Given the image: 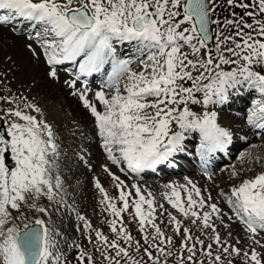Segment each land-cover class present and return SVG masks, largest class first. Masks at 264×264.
<instances>
[{"label":"snow or ice","instance_id":"6c2138e0","mask_svg":"<svg viewBox=\"0 0 264 264\" xmlns=\"http://www.w3.org/2000/svg\"><path fill=\"white\" fill-rule=\"evenodd\" d=\"M225 7L230 15H223ZM15 22L34 29L28 38L43 48L50 77L57 78L56 65L76 66L74 79L66 83L90 110L107 160L121 171L122 165L136 174L155 171L187 152L190 134L199 136L197 155L204 166L215 154L230 152L233 134L221 125L219 114L244 90L258 97L248 109L247 123L264 129V0H0V26ZM93 76L103 81L94 93L100 107L87 96L88 78ZM82 78L80 90L77 82ZM0 101L9 105L0 111L13 118L0 134V264H72L62 247L64 234L52 221L63 208L83 222L76 230L87 234L94 249L69 245L78 249L76 264H98L96 253L102 258L99 264H172L177 236L180 254L174 264H235L227 257L264 264V252L256 250L264 249V173L243 180L227 195L219 193L245 226L250 251H243L223 239L215 224L219 220L228 228L225 217H233L222 213L217 203H208L211 193L203 195L192 180L165 185L163 196L208 236L207 244L194 235L193 227L157 204L151 192L145 195L132 185L135 198L130 202L133 193L105 166L103 171L119 189L113 198L95 182L101 202L115 217L109 222L115 238L109 239L69 204L71 193L61 178L66 154L50 124L24 110L42 115L41 109L32 103L23 108L17 103L13 109V100L6 96ZM8 155L14 162L11 168ZM79 160L87 163L83 155ZM44 198L51 208L40 206ZM29 210L48 221L29 220ZM126 212L138 222L143 243L124 226ZM165 213V227L172 225L173 235L161 227L163 219L157 223L158 215ZM236 243H241L239 238Z\"/></svg>","mask_w":264,"mask_h":264},{"label":"rangeland","instance_id":"374dc122","mask_svg":"<svg viewBox=\"0 0 264 264\" xmlns=\"http://www.w3.org/2000/svg\"><path fill=\"white\" fill-rule=\"evenodd\" d=\"M225 12L226 11L224 10L223 15H230V10L227 11L228 13ZM15 29L16 28L10 26L6 28V30H4L3 27L1 28L0 26V96H6L9 99H12L13 104L10 107H12L13 109H15L17 103L20 104L21 108L24 107L25 103H32L41 109L42 115L32 112L31 109L25 108L24 110L29 114L37 115L38 119H44L50 124L56 134L57 142L60 144L62 152L66 154L62 158L63 163L61 178L65 181L68 192L71 193V196L67 197L69 204H71L72 208L76 209L80 213V215L85 216V218L92 224L94 230H99L105 236L109 237V239H113L115 238V236L110 230L109 222L115 219V217L111 216L106 210V206L101 202L103 199L102 194L95 187L96 180H99L110 197H118L119 189L116 188L117 181H114L112 178H110L108 173L103 171L105 162L110 163L111 165L113 164L111 163V161L107 160L106 154L104 152L105 162L103 164L100 163L101 168L98 170V172L92 171L96 162L92 157L98 153L97 150L92 147L94 139L92 138L91 133H96L94 124L92 125V131L89 130L88 124L85 123L82 119L83 116L85 117L82 112H80L78 116H75L76 118H71V116L68 115V112H66L61 103V101H63L64 97H66L67 95L71 96L72 98L74 97V99L76 101H79V103H82V101L79 99L78 95L73 94L74 90L68 86V84L66 83L67 81H65L64 83L67 93H65L64 97L62 98L59 95L61 100H56L55 98L52 99V97L48 98V91L51 90V88L48 87L49 85L44 84L47 75L42 71V69H45V65L39 60V53H37V51L32 47L30 43L26 42L23 38L22 41L18 40L21 38V36L23 37V35H12V33L9 32L11 30L15 32ZM28 31H30V28H26V30H24V35H26ZM33 32L34 31H32L31 33ZM31 40L35 41L36 44L38 43L35 39ZM28 45H31V48L35 50V54L32 50L29 49ZM38 48L43 51V48L39 43ZM43 66L44 68H42ZM56 67L57 72L60 71L63 73L60 67ZM57 81L58 79H56V82ZM61 86V84H57V87L52 88H54L56 92H58L59 89H61ZM77 88L83 90V87L81 86H77ZM43 90L47 91L46 94ZM95 92L96 90H90L87 93V96L90 103H94L99 106L98 101L95 100ZM253 98L256 99L258 97L250 95V103L246 104L243 109L236 110L235 108H233L231 110L237 111L240 115L243 116V114L248 113L247 111L250 107L248 108L247 106L251 105ZM74 105L76 106V104ZM8 107L9 105L5 104L3 101H0V109H7ZM198 107L199 106H197V108ZM231 110H229L228 113H230ZM220 114L219 122L221 123V125H224L226 128H228L225 115L222 116ZM79 116H81L82 118H79ZM0 118H4L3 120L5 122L6 128L13 119L11 117H6L3 111H0ZM75 119H77L78 121ZM197 143V139L196 137H194L189 146H192V144L195 146L199 145ZM247 145H249V148H247L245 151L239 149L240 151L238 152V154H236V156H234L232 160L226 164L225 168L228 167L227 169H230L231 171L229 170V174L227 176H224L227 173L226 171V173L221 176L224 177L223 179L218 176L220 171L219 173L218 171H214L211 176H208L206 178H203L194 171L185 170L183 173H179L183 176L189 174L190 176L194 177L193 180H196L197 178L200 181L205 180V183L196 185L201 188L203 195L207 196L209 192L211 193L213 199L208 203H217L218 207L221 208L222 213H227L229 216H232L234 220H236V218L231 212V209L228 207L225 197L221 196L219 193L221 191H223L224 193H230V187H232L233 185L237 186V184H240L245 179H252L256 175L264 173V140L262 142L260 141L258 143H255V145H252V143H247ZM80 155H83L85 157L87 163L79 160ZM8 158H10V164L13 167L14 162L11 159V155H8ZM114 166L117 169V172L114 174L118 176L120 180H123L124 184L127 186L125 188V191H130L133 193V197L129 198L130 202L131 199L135 198V189L132 187V185H137L141 188L142 192L145 195H147L148 192H151L157 204H164V207L168 211L176 215L177 219L184 220V218L180 216L174 209H172L171 206L166 202L163 196L164 192L162 193L160 190H158L161 185L159 186L155 183L153 184L152 179L147 177H140L139 180L133 178L130 174L124 175L120 170V167H118L117 165ZM87 173H91L92 182H89ZM167 179L168 178L165 176L162 181H160V183H165ZM218 185H221L219 186V189L221 191L218 190ZM114 202L117 203L118 207L121 206V202L118 199H115ZM39 204L40 206H47L49 208L52 207V205L46 200V198L41 199L39 201ZM129 211H132V209H129ZM27 216L29 220L35 218H43L46 222L48 221V217L42 216L39 213H34L31 210L27 211ZM122 219L124 221V226L127 227L131 235L136 240H140L141 243H143L141 233L138 230V222L133 220V218L127 212L122 213ZM161 219L165 221V224H161V227L165 229L168 235H173V226L167 225L165 227L167 214L165 213L163 217H159L158 215L157 223H160ZM52 221L54 223V226L64 234L65 242L62 243V247L66 251L68 259L72 262V264H76L75 257L78 255V249L75 247H69V245L75 243L77 245H80L81 247H87L89 251H94L92 245L89 244L86 239L87 234L83 233L82 231L76 230L78 227L81 229L83 228V222L77 218L75 212H71L69 209L63 208L59 212H56L52 215ZM237 221L238 220H236L235 222H231L227 219L226 216L225 223L229 225L228 228H224L223 226H221L219 220H216L215 224L223 239L230 240L232 244H235L236 247L241 248L243 251H250V241L247 239L248 234L245 231V226L240 222L239 225ZM16 223L22 226V221L17 220ZM184 226L193 227L187 220H184ZM229 232L231 233L230 237L228 236ZM193 233L194 235L199 236L200 239L205 240L206 244L210 242L208 236L202 235L194 227ZM92 235L94 238V231L92 232ZM237 238L240 239L241 243H236ZM175 242L176 248L173 249L174 255L170 257L172 264H174L176 258L180 254L179 236L175 237ZM121 243L123 244V242ZM124 246L127 247V245ZM213 247L215 248V245ZM256 250L264 252V249H260L258 246H256ZM243 251L241 255H243ZM133 256H135L136 259H140L139 255H137L134 251ZM96 258L99 264L102 259L99 256V253H96ZM227 259H233L235 261V264H243V261L240 257H227ZM104 264H106V262H104Z\"/></svg>","mask_w":264,"mask_h":264},{"label":"bare ground","instance_id":"6f19581e","mask_svg":"<svg viewBox=\"0 0 264 264\" xmlns=\"http://www.w3.org/2000/svg\"><path fill=\"white\" fill-rule=\"evenodd\" d=\"M17 23L20 25L18 27L19 30L18 31H15V32L9 31V32L12 33V35H16V33H18V32L21 33L22 32V29L24 27H27L28 26L27 24L22 23V22H17ZM12 25L13 24H7V25H3L2 27H3L4 30H6V27L7 26H12ZM22 38L25 39L26 42H28V43H30L32 45V47L37 51V53H39V60L44 65H46L44 51H42L41 49L38 48V43L36 44L35 41L28 40L26 36H23V37L21 36V38L18 39V40L19 41H22L23 40ZM121 51H126V49L122 48ZM69 65H71V63H65L63 65H56V66L60 67L61 69L62 68L65 69V68H68ZM42 68H44V66ZM42 71L47 75L46 76V81L44 82V84L45 85L46 84L49 85L48 87L51 88V90L48 91V93H49L48 98H51L52 97V99L55 98L56 100H61V98L64 97L65 93H67L66 90H65L66 87H65L64 83H65V81H71L70 77L68 75H66V74L58 71L57 72V79H58V81L56 82V79H53L48 74L49 73V67L45 66V69H42ZM94 81H96V79ZM57 84H61L62 85L61 86V89L63 91L61 89H59V91L56 92V90L54 88H52V87H57ZM46 92L47 91H44L45 94H46ZM59 95L61 96V98L59 97ZM63 101H64V104H63ZM63 101H61L62 106H63V108H65L66 112H68V115L71 116V118H76L75 116H78L80 114V112H82V114L85 115V117L83 116V118H82L81 116H79V118H82L83 121L88 124L89 130H91L92 129V125L94 124V117H92L90 111L88 110V108H86L84 106L83 102L82 103H79V101H76L74 99V97L72 98L69 95H67L66 97H64V100ZM237 101H239V102H237ZM248 103H250V95L248 94V92L246 90H244V91H241V92L237 93L236 96L230 100L229 104L226 105V106H223L222 110L220 111V113H223L225 115V118L227 120L228 128H229V130L233 134V142H232V149L233 150H239L240 149L242 151L243 150L245 151L247 148H249L248 147L249 145H247V143L248 144L249 143H252V145L253 144L255 145V143H258L260 141L262 142L264 140V129L253 128L252 126H250L247 123L246 117H247V114L248 113H245V114H243V116H240V115H236V114L233 115V114L227 112V111H229L228 109H230V108H235V109L241 110ZM74 104H76V106ZM213 110H217V109H213ZM75 120H77V119H75ZM91 136L94 139V142L92 144V147H94L97 150V152H98L95 156L92 157L96 161L95 164H94L95 166L93 167L92 171L98 172V170L101 168L100 167L101 166L100 163L103 164L105 162V154H104L103 148L100 145V141H99V138L96 135V133H91ZM193 136H194V134H190L189 137H188V141L192 140ZM186 153L187 152H185V153H179V155L186 154ZM10 162H11V160H10ZM104 164H105V166H107L111 170V172H113V173H116L117 172V169H116L115 166H113V165H111L110 163H107V162H105ZM227 168H225L224 170H220V168H218L220 170V173L218 172L219 173L218 176L221 179L224 178V177H221V176H223L224 173H226V171H227V173L224 176H227L229 174L228 171L230 169H227ZM177 173H179V172L178 171H172L169 175H167L166 177L168 179L165 181V183H160V181H162L163 178L162 177H159L157 175H141V176H138V178H140V177H147V178L152 179L153 184L155 183V184H157L159 186L161 185V187H159L158 190H160L162 193L163 192L165 193L166 191H168V189L165 188V185L164 184H166V185L167 184H186L188 179L192 180L197 185H200V184L205 183V180L200 181L198 178L196 179L197 181L196 180H193L194 177L193 176H190L189 174H187L186 176H183V175H178ZM174 174H176V175H174ZM87 178H88L89 182H92L91 181V173L90 174L87 173ZM87 183H88V181H87ZM238 185L239 184H237V186ZM219 186H221V185H218V190H220L219 189ZM235 186L236 185H233L230 188H233ZM225 194H229V193H225ZM235 221L236 220H234V219L231 220V222H235ZM237 223H239V221H237ZM239 225H240V223H239Z\"/></svg>","mask_w":264,"mask_h":264},{"label":"trees","instance_id":"16d2710c","mask_svg":"<svg viewBox=\"0 0 264 264\" xmlns=\"http://www.w3.org/2000/svg\"><path fill=\"white\" fill-rule=\"evenodd\" d=\"M224 10L227 12L229 9H228L227 7H225ZM224 10H223V12H224ZM226 12H225V13H226ZM236 12H240V9L237 8V9H236ZM227 13H228V12H227Z\"/></svg>","mask_w":264,"mask_h":264},{"label":"water","instance_id":"95a60500","mask_svg":"<svg viewBox=\"0 0 264 264\" xmlns=\"http://www.w3.org/2000/svg\"><path fill=\"white\" fill-rule=\"evenodd\" d=\"M0 130H1L2 134H3L4 133V127L2 126L1 121H0Z\"/></svg>","mask_w":264,"mask_h":264}]
</instances>
